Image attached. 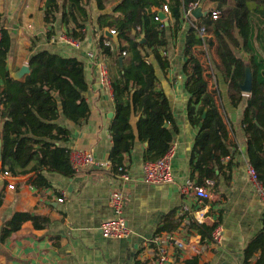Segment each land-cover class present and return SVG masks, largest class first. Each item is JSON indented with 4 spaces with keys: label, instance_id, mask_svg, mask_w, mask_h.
Segmentation results:
<instances>
[{
    "label": "crops",
    "instance_id": "1",
    "mask_svg": "<svg viewBox=\"0 0 264 264\" xmlns=\"http://www.w3.org/2000/svg\"><path fill=\"white\" fill-rule=\"evenodd\" d=\"M47 1L0 0L3 26L12 36L8 69L13 77L28 65L34 52L44 49L78 58L85 65L89 86L85 97L89 116L79 125L65 118H61L60 123L71 131L70 141L63 145L71 151H92L96 164L85 171L74 172L70 177L45 172L52 184L47 189H38L29 183L34 173L5 178L0 173V234L5 221L15 212H28L50 219L49 226L43 230H37L31 222H26L5 243L1 242L0 235V264H155L154 239L166 233H173L184 243V249L175 254L174 264H188L189 261L194 264H245L246 248L264 230V209L255 194L247 168L248 138L242 121L250 93L241 89L242 83L243 86L247 83V78L242 79L243 75L247 77L244 65L236 66L231 81L219 54L220 42L215 30L213 26L204 25L205 45L196 46L193 53L202 67L207 90L226 125L228 144L232 150L231 157L222 159V171L217 170L216 178L208 179L214 182L212 186H207L211 193L209 199L192 194L182 196L174 185H147L142 165L148 143L138 139L132 150L123 155L125 173L131 178L124 182L110 168L102 166L110 162L113 145L110 128L115 118V104L112 88L101 85L95 61L89 58L90 53L99 55L98 41L102 35L97 26L99 15L112 12L121 0H102L104 11L99 10L98 0H90L91 19L86 23L85 39L76 41L77 46L53 41L68 36L74 24L67 27L63 23L62 9L56 14L54 23H47L44 14ZM203 3L200 7L207 15L212 5ZM62 4L63 0H59V5ZM255 15L264 19L259 13ZM167 19L170 25L173 24L170 15ZM187 28L185 24L174 38L169 32L170 45L165 49L169 69L162 70L153 55L147 60L153 62L156 68L157 91L167 95L172 107L174 121L166 128H176L172 144L176 148L173 161L175 181L182 184L193 180L200 185L199 172L192 168L199 127L191 125L188 119L190 96L183 74ZM49 31L53 32L51 37H48ZM110 41L107 43H111L112 50L120 47L119 41L118 44L112 39ZM259 44L264 46V40L260 39ZM239 57L243 59L241 54ZM97 59L105 62L108 71L110 67L115 69L114 58L100 54ZM235 83L240 90L235 88ZM240 95L244 97L241 102L238 101ZM138 120L139 116L135 114L131 117L135 134ZM1 127L0 120V132ZM10 183H14L15 189L8 188ZM115 190L122 191L125 196L124 216L132 230L128 239H106L100 231L101 224L113 217L109 200ZM60 199L64 201L59 202ZM200 209L206 211L202 225L214 228L218 224L223 227L221 246L214 245L209 238L203 239L199 231L192 227L193 223L197 224L193 211ZM261 255L262 250H259L249 264H258Z\"/></svg>",
    "mask_w": 264,
    "mask_h": 264
},
{
    "label": "trees",
    "instance_id": "2",
    "mask_svg": "<svg viewBox=\"0 0 264 264\" xmlns=\"http://www.w3.org/2000/svg\"><path fill=\"white\" fill-rule=\"evenodd\" d=\"M203 1L212 5L210 11L220 12L219 19L213 20L208 12L199 19L190 17L188 22L185 11L192 3L204 4ZM89 5L90 0H63L62 5H59V0H48L45 20L54 23L56 14L62 9L63 23L67 27L74 24L73 28L69 27L68 37L83 41L86 23L91 19ZM165 5L169 7L173 20L171 25L156 20L157 10ZM98 8L104 11L102 0H98ZM154 8L157 10L153 11ZM263 10L264 0H121L112 12L99 15L97 26L102 35L98 48L100 54L114 58L115 64V69H109L115 104V118L110 128L113 145L109 161L115 174L125 173L123 155L132 150L136 139L148 143L144 161L162 157L173 144L176 128L165 127V124L174 121L170 99L164 92L157 91L156 68L147 58L153 55L162 70L169 69L170 63L160 50L169 47V32L172 38L177 37L185 24L188 28L184 43L186 61L183 74L186 77V91L190 96L188 119L191 125L199 127L192 156V162H195L192 168L199 172V184L203 185L208 179L216 178V171L221 172L223 168L222 159L232 156L226 125L207 90L202 67L193 53L196 46L205 45V40L198 37L194 25H210L219 39V54L231 81L236 66L243 65L239 54H248L252 58L250 65L256 80L242 123L248 138V161L257 172L259 180L264 182V46L259 44L263 35L260 36L254 30L258 23L253 18L257 13L264 18ZM106 29L116 31L119 48L112 50L106 45L110 41L105 37ZM235 32L242 43L231 42ZM52 34L49 31L48 37ZM11 47V33L3 26L0 15L1 171L2 174L8 173L14 177L34 173L29 181L32 186L38 189L51 188L52 184L45 172L64 177L74 174L70 162L71 150L63 145L70 141L71 131L60 122L61 118H65L79 125L89 116L90 109L85 97L89 88L85 65L78 58L44 49L30 56V74L16 80L8 69ZM121 57L122 64L119 61ZM235 88L240 90L238 83H235ZM243 100L242 95L238 96L239 102ZM134 114L139 116L137 134L131 126ZM26 222H31L37 230H43L49 226L50 219L28 212H15L1 228V242L5 243ZM192 227L199 231L203 239L211 240L215 226L193 223ZM259 250H262V255L258 264H264V230L246 248L245 264H249ZM188 264L194 263L189 261Z\"/></svg>",
    "mask_w": 264,
    "mask_h": 264
},
{
    "label": "built area",
    "instance_id": "3",
    "mask_svg": "<svg viewBox=\"0 0 264 264\" xmlns=\"http://www.w3.org/2000/svg\"><path fill=\"white\" fill-rule=\"evenodd\" d=\"M200 6V2H195L189 6L187 11H185V18L188 22L190 21V17H193V11ZM157 11L158 16L156 17V20L162 24H166V21H168L167 17L170 15L169 7L165 5ZM209 12L211 13L213 20L219 19V11L211 10ZM159 13L165 14L166 18H161ZM194 27L198 33V37L205 38V26L202 25L201 27H198L194 25ZM138 31H140L139 28ZM111 33L116 34V31L111 30ZM58 40L77 46V42L66 35L61 36L58 39H53V41L55 42ZM106 45L111 47L110 42H106ZM99 55L90 53L89 58L95 61V66L97 67L98 78L101 85L111 88V80L109 77L107 65L104 61H98L97 58ZM124 55L126 54L124 53ZM175 156L176 148L172 145L162 157L155 160L144 161L142 165L144 182L150 186L174 185L177 186L182 196L192 194L201 199H209L211 197V193L207 190V186H212L214 184L213 181L207 180L205 185H198L193 180H188L182 184H178L175 181V177L173 175V161L175 159ZM70 162L73 171L76 173L85 171L96 164L93 152L88 150L71 151ZM102 166L110 168L112 171V165L110 162L102 164ZM247 166L250 179L254 185L255 194L260 199L264 209V182L259 180L257 172L250 163H248ZM2 175L4 178L11 176L8 173H3ZM114 175L118 176L124 182H128L131 179L130 176L126 173H114ZM8 188L12 190L15 189L14 183H10L8 185ZM63 201V199L59 200V202ZM109 204L113 213V217L101 224L100 231L103 237H105L106 239H128L132 234V230L130 229L128 222L124 216L125 196L123 192L120 190L113 191L110 196ZM193 213L195 216V222L199 225H202L206 219V211L200 209L197 211H193ZM223 234V227L217 224L212 232L211 238V241L214 245H222ZM154 244L156 254L155 264H174L176 256L175 254H179L184 249V243L179 241L173 233L160 234L156 236V238L154 239Z\"/></svg>",
    "mask_w": 264,
    "mask_h": 264
},
{
    "label": "water",
    "instance_id": "4",
    "mask_svg": "<svg viewBox=\"0 0 264 264\" xmlns=\"http://www.w3.org/2000/svg\"><path fill=\"white\" fill-rule=\"evenodd\" d=\"M193 17H195L196 19H199L201 17H203L204 15H206V13H203L202 11V8L199 7L197 8L196 10L193 11ZM160 17L165 19L166 18V15L163 14V13H159ZM169 22L166 21V25H168ZM105 36L109 39H112L116 44H118V37L116 34H113L111 33V31L109 29H106L105 30ZM141 42H144V39H141ZM120 63L122 64L123 63V57H121L119 59ZM31 70H30V67L29 65H25L23 66L19 72H17L15 75H13V78L16 79V80H21L23 79L25 76H27L28 74H30ZM249 71L247 70V83L246 85L244 86L243 90L244 91H247V92H250L251 91V76L249 75L248 73ZM202 126V124H200V127ZM165 127H168V123L165 124ZM1 160H2V139H1V136H0V164H1ZM0 173H2L1 171V168H0Z\"/></svg>",
    "mask_w": 264,
    "mask_h": 264
},
{
    "label": "rangeland",
    "instance_id": "5",
    "mask_svg": "<svg viewBox=\"0 0 264 264\" xmlns=\"http://www.w3.org/2000/svg\"><path fill=\"white\" fill-rule=\"evenodd\" d=\"M264 11V10H263ZM253 18L255 19V21L258 23V27H257V29H255L254 28V30H256L259 34H260V36H262L260 39L261 40H264V19H262V18H260V16H259V18L256 16V15H254L253 16ZM258 19H261L260 21L258 20ZM256 31L254 32V34H253V37L254 36H256ZM252 37V40L253 41H255V37L253 38ZM259 39V40H260ZM231 40V42H235V41H239L240 43H242V40L240 39V37L238 36V34H237V32H235V36H234V39L233 38H231L230 39ZM257 45V44H256ZM258 48V47H257ZM167 49V48H166ZM160 52H161V54L163 55V57H165V58H167V51L165 50V49H161L160 50ZM252 58L250 57V56H243V65H244V67L246 68V70H248L249 72V75L251 76V79L253 80V84H254V81L256 80V76H255V74H254V72H253V70H252V68H251V65H250V60H251ZM248 77V76H247ZM246 76H245V78H247ZM241 83H242V81H241ZM244 83H242V86H241V89H243L244 88ZM239 88H240V86H239ZM252 88H251V91L249 92L250 93V95H249V97L248 98H250V96H251V94H252ZM245 92V91H244Z\"/></svg>",
    "mask_w": 264,
    "mask_h": 264
}]
</instances>
